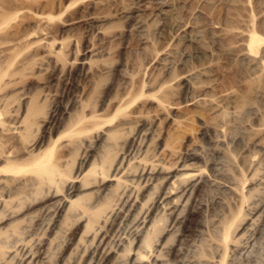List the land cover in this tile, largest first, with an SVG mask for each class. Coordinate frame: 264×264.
<instances>
[{
  "label": "rangeland",
  "instance_id": "374dc122",
  "mask_svg": "<svg viewBox=\"0 0 264 264\" xmlns=\"http://www.w3.org/2000/svg\"><path fill=\"white\" fill-rule=\"evenodd\" d=\"M233 6L236 4H232ZM246 8L247 11L231 9L228 14L231 18L240 17L241 12L242 16L249 13L253 22L252 30L258 31L264 16V0L261 4L248 0ZM202 9L212 16H218L224 8L218 1H212L209 7L203 6ZM146 12L148 14L150 10ZM103 13L111 23L105 26L106 31L121 34L119 38L103 45L88 21L76 24L58 36L64 39L72 51L66 58L69 62L76 60L72 71L60 75L48 68L32 76V91L28 98L36 102L39 111L35 124L21 141L9 140L2 144L6 151L10 150L12 156L18 159L19 165L26 166L19 168L18 173L33 177L35 164L31 161L56 140L59 143L66 141L79 121L84 120L81 123H86L97 116L109 118L111 113L108 104L120 94L123 77L130 76L144 86L145 95L152 93L148 90V85L166 83L178 104L175 110L170 109L158 117L146 157L159 153L165 143L177 136L184 138V141L195 142V148L199 147V151L201 148H208L200 140V134L204 131L202 120L207 113L197 106L188 105L182 85L187 80L186 71L204 67L206 73L199 82L217 85L214 91L216 93L231 87L237 73L229 67L222 51L207 36L203 47L185 40L192 27V17L183 18L184 26L175 30L169 28L167 20L154 18L151 22L149 16L146 26L139 34L126 32L125 24L117 21L119 17L113 8H106ZM262 24L264 26V22ZM143 42L147 44L145 49ZM168 44L177 46H170L162 51V47ZM167 52L171 53L166 57ZM81 62H86V67L92 68L90 77L84 75L83 67L79 64ZM23 102L20 97L11 100V107L16 110L17 117L22 113ZM229 103L231 102L223 101L221 104L225 112L230 108ZM152 107L150 104L147 108L151 110ZM250 121L249 119L248 123ZM259 121L251 122L257 125ZM176 123H179L180 128L175 130ZM141 124V121H136L130 126L117 128L111 138V143L116 145L109 152L102 149L100 153L99 149L94 153L91 150L99 145L94 137L101 135L105 129L91 134L86 142L81 141L66 150L55 149L52 154L59 158V165L64 171V183L48 188L32 182L24 189L7 187V190L0 191V200L8 202L6 207L0 208V264H106L105 258L108 257H112V264H130L137 247L135 226L122 214L116 219H108L106 216L102 223H93L94 217L102 215L118 203V193L124 188L130 199L136 201L138 207L141 206L139 217L146 221L151 219L148 232V251L151 255L144 264H151L155 258L158 259V264H264V211H259V205H264V191L260 188L247 184L243 188L244 195L249 188L254 190L240 206L235 204L227 191H205L199 198L201 206L198 213L188 214L190 203L186 202L185 206L179 208L178 220L175 222L170 212L173 208L177 209L179 203L176 206L170 204L164 209L157 208L161 185L155 186L150 175L145 176L146 182L143 176L139 181L137 178L141 166L135 160L131 161L128 170L119 180L114 178L120 182L115 186L109 176L120 159L144 155L147 136H138L143 128ZM26 143L33 147L24 155L23 147ZM232 150L231 144L226 146L224 156L232 157L237 166L238 159L232 154ZM97 153L100 158L106 153L112 155L105 171L107 190L103 193L96 191L97 185L89 178L82 177ZM194 163L204 167L202 159ZM1 167L2 163L1 172L11 171L8 166ZM127 175L132 182H123ZM70 188L81 190L70 193ZM108 190L110 191L107 192ZM61 199H66L72 206H65L66 216L58 219L53 227L54 210ZM233 211H237V219L226 244L221 247L219 237L223 222L228 219V214H235ZM102 237L103 247L99 249L98 242ZM68 240L71 245L66 247ZM120 241L122 246L117 249ZM107 251H112L110 256H106Z\"/></svg>",
  "mask_w": 264,
  "mask_h": 264
},
{
  "label": "bare ground",
  "instance_id": "6f19581e",
  "mask_svg": "<svg viewBox=\"0 0 264 264\" xmlns=\"http://www.w3.org/2000/svg\"><path fill=\"white\" fill-rule=\"evenodd\" d=\"M212 1H218L224 8L218 16H212L202 9L203 6L209 7ZM262 1L254 0L256 4H261ZM247 3L248 0H0V163L3 164L1 168L8 166L11 169L8 172L0 171V191L7 190V187L24 189L32 182L48 188L64 183V171L59 165V158L52 154L55 149L66 150L81 141L86 142L91 134L105 129L101 135L94 137L99 145L91 150L94 153L99 149H101L100 153L102 149L109 152L108 150L116 145L111 143L116 129L130 126L136 121H141V127H143L138 136L140 134L147 136L144 155L129 159L121 158L109 179L115 183V186L119 185L120 182L115 181L114 178L119 180L128 170L131 161L135 160V163L141 166L137 178L139 181L143 176L146 182L145 176L150 175L155 186L161 185L157 208L164 209L170 204L176 206L179 203L177 209L173 208L171 212L169 211L175 222L178 220L179 208L185 206L186 202L190 203L188 214L198 213L201 206L199 198L205 191L212 189L227 191L235 204L239 206L254 190L249 188L244 195L243 188L247 184L264 191V120L262 121L264 117V26H262L264 16L262 15L261 23L257 19L260 29L252 30L253 22L249 13L246 12ZM232 4L236 6L232 7ZM256 7L261 9L259 5ZM106 8L115 10L119 17L117 21L125 24L126 32L139 34L142 33L140 31L146 26L147 19L150 17L151 22L154 18L167 20L169 28L175 30L184 26L183 18L192 17V27L186 34L185 40L197 47H203L205 36H207L222 51L229 62V67L237 73L231 87L216 93L214 91L217 85L199 82L206 73L204 67L186 71L187 80L182 85L188 105L197 106L207 113L202 120L204 131L200 134V140H203L208 148H201L199 151V147L195 148V142L190 143L177 136L165 143L159 153L146 157V150L152 140L156 122L159 121L158 117L170 109L175 110L178 104L175 103L166 83L148 85L147 88L152 93L145 95L144 86L135 82L134 77L130 76L123 77L120 94L109 102L111 113L109 118L97 116L86 123H81L84 120L79 121L80 123L76 124L77 127L70 131L66 141L59 143L56 140L39 157L31 161L35 164L32 171L33 177L18 173L19 168L23 169L26 166L19 165L18 159L12 156L10 150L6 151L2 144L9 140L21 141L35 124V117L39 111L36 108V102L28 98L32 91V76L48 68L60 75L72 71L76 60L69 62L66 56L72 51L64 39L58 36L76 24L88 21L93 25L95 35L103 45H108L119 38L121 34L106 31L105 26L111 25L103 13ZM231 9L246 10L244 12L248 15L242 16L243 12H241L240 17L230 18L228 13ZM149 10L150 12L146 14ZM257 14L254 15L257 16ZM142 45L144 49L147 48L146 42ZM165 46L162 47V51L170 46L176 47L177 44ZM170 53L167 52L166 57ZM79 64L83 67L84 75L90 77L92 68L86 67V62ZM102 71L105 70L102 69ZM15 97H20L24 101L21 103L22 113L19 117L15 115L16 110L11 107V100ZM223 101L231 102L228 112H225L221 106ZM150 104L153 106L151 110L147 108ZM147 118L149 119L146 120ZM249 119L251 121L260 119V123L257 125L251 121L248 123ZM174 128L179 129V123H176ZM230 144L233 146L232 154L238 159L237 166L232 157L224 156V148ZM32 147L30 143L24 144L23 154L27 155ZM111 157V154L106 153L100 158L97 153L95 160L82 176L96 184V191L99 193L107 190L108 180L105 171L110 165ZM201 159L204 167L194 163ZM122 163L123 167H121ZM123 182H132V179H128L127 175ZM155 186L152 188L154 189ZM80 190V188L74 190L70 188L68 191L74 193ZM126 193V188L122 189L118 193V203L112 205L102 215L94 217L93 223L99 224L100 221L102 223L106 216L109 217L108 219L110 217L116 219L122 214L125 219L127 218V221L135 226L137 246L130 264H144L147 257L151 255L148 251L151 219L146 221L139 217L141 206L138 207L136 201H132ZM58 202L54 210L53 227L58 223V219L66 216L65 206H72V203L66 199ZM7 204V201L0 200L1 209ZM259 206V211H264V205ZM236 212L228 214V219L223 222L219 237L221 247L226 244L231 235L232 227L237 219ZM256 214L257 212L254 216ZM102 241L104 242V237L98 242L99 249L103 247ZM66 242V247L71 245L70 240ZM121 246L120 241L116 247L120 249ZM111 252L107 251L106 256H110ZM1 257L2 254L0 259ZM105 259L106 264H112V257ZM153 260L151 264H158L157 258Z\"/></svg>",
  "mask_w": 264,
  "mask_h": 264
}]
</instances>
